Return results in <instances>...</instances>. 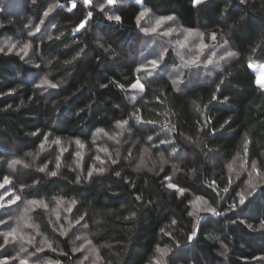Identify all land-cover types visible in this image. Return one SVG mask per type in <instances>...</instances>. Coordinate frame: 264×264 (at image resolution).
Returning <instances> with one entry per match:
<instances>
[{
    "label": "clouds",
    "instance_id": "clouds-1",
    "mask_svg": "<svg viewBox=\"0 0 264 264\" xmlns=\"http://www.w3.org/2000/svg\"><path fill=\"white\" fill-rule=\"evenodd\" d=\"M0 264H264V0H0Z\"/></svg>",
    "mask_w": 264,
    "mask_h": 264
}]
</instances>
